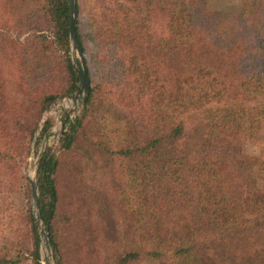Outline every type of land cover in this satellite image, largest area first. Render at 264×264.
I'll return each mask as SVG.
<instances>
[{"label":"trees","instance_id":"obj_1","mask_svg":"<svg viewBox=\"0 0 264 264\" xmlns=\"http://www.w3.org/2000/svg\"><path fill=\"white\" fill-rule=\"evenodd\" d=\"M75 10L88 92L36 166L54 264H264V0ZM68 15L0 0V264H41L22 168L41 114L79 88Z\"/></svg>","mask_w":264,"mask_h":264},{"label":"rangeland","instance_id":"obj_2","mask_svg":"<svg viewBox=\"0 0 264 264\" xmlns=\"http://www.w3.org/2000/svg\"><path fill=\"white\" fill-rule=\"evenodd\" d=\"M80 3L84 4L86 0H79ZM239 0H206V5L209 9H217L222 8L226 5H237ZM235 25L233 22H224L222 25L216 27V31L214 30V33H216L219 37H221L224 40L229 39L232 37L235 31ZM83 58H85V55H83ZM71 97V96H70ZM70 97L63 98L59 100L57 103H55L53 106L48 108L45 112L41 114V118L39 121V125L37 127L36 132L34 133V137L31 140L29 151L25 157L24 163H23V173L27 176L29 179V183L34 178V171L36 168L37 158L43 152L45 149H50L51 152L56 151L58 140L62 134V132L65 130L67 121L73 120V118L78 113L79 105L76 106L75 111H72L74 108V105L69 100ZM67 116V117H66ZM45 121L50 122V126L48 128V131L42 138L39 140L38 144L34 146V138H36L39 134V131ZM202 131H199V134L202 135ZM249 147V146H248ZM251 148V147H249ZM127 189L125 188V193ZM127 196L125 195V199ZM29 204L31 207V213L32 212V206H31V199L29 194ZM102 208H106L108 205L104 200L100 203ZM34 219V218H33ZM107 221H111L109 216L107 217ZM37 232V230H36ZM38 239L39 235L37 233ZM66 241L70 242L69 239L65 237ZM39 255L40 260L43 264H54V260L52 257L51 249L48 247L47 250H45L42 246V242L39 241Z\"/></svg>","mask_w":264,"mask_h":264},{"label":"water","instance_id":"obj_3","mask_svg":"<svg viewBox=\"0 0 264 264\" xmlns=\"http://www.w3.org/2000/svg\"><path fill=\"white\" fill-rule=\"evenodd\" d=\"M67 6L69 10V25H68V38L70 41V51L72 54V63L75 67V70L77 72V76L79 77V88L76 91L75 94H73L69 100L74 105V108L72 111H75L76 106L80 105L83 97L88 92V78L85 71V62L81 50V46L77 42L75 38V21H76V10H75V0H67ZM67 117V116H66ZM70 121V120H69ZM38 162V158H37ZM37 166V163H36ZM34 178L30 181L29 187H30V199H31V206H32V212H33V218H34V224L35 228L37 230V233L39 235L38 242H42V246L45 250L48 249V242L46 237V229L42 225L39 213H38V205H37V193H36V176H37V169L35 168L34 171ZM40 243V242H39ZM41 264H43L41 262Z\"/></svg>","mask_w":264,"mask_h":264}]
</instances>
